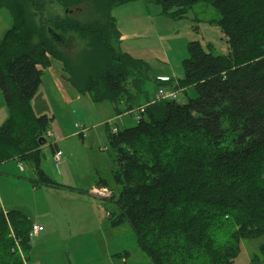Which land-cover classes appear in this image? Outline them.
<instances>
[{
  "label": "trees",
  "instance_id": "1",
  "mask_svg": "<svg viewBox=\"0 0 264 264\" xmlns=\"http://www.w3.org/2000/svg\"><path fill=\"white\" fill-rule=\"evenodd\" d=\"M24 1L18 11L9 0H0V9L7 8L13 17V27L0 42V90L9 110L0 127V165L31 162L38 175L36 188L64 187L41 167L43 139L49 137L53 119L37 116L32 100L44 69L60 61L76 84V69L55 45L65 47V37L72 34L86 42L85 60L95 68L83 93L96 103L111 102L117 116L151 102L154 97L141 87L143 79L135 78L136 92L126 86L130 75L148 64L118 55L108 40L110 11L138 0H61L69 10L65 18L51 20V27L43 20L40 0ZM198 2L156 0L162 14L173 20L184 18ZM212 4L220 18L208 23L224 33L229 54L216 55L211 45L193 41L182 63L183 78L175 86L173 81L158 83L159 89L169 88L168 83L178 90L194 88L197 97L186 104L155 103L138 114L135 127L114 125L115 134L106 126L118 168L112 188L103 179L96 187L113 191L108 201L118 214L112 225L128 222L153 264H188L200 251L208 264H234L243 240L264 238V0ZM29 5L41 16L45 31L35 30ZM79 6L102 12L105 23L92 27L73 19L69 13ZM188 134L206 145L200 154L188 145ZM33 225L19 211L1 212L0 264H25ZM260 253L264 257L263 242Z\"/></svg>",
  "mask_w": 264,
  "mask_h": 264
},
{
  "label": "rangeland",
  "instance_id": "2",
  "mask_svg": "<svg viewBox=\"0 0 264 264\" xmlns=\"http://www.w3.org/2000/svg\"><path fill=\"white\" fill-rule=\"evenodd\" d=\"M40 1L44 4L40 12L47 26L56 17H66L69 9H64L61 0ZM9 3L19 11L25 1L9 0ZM29 8L35 30L45 31L41 16H36L30 5ZM69 14L84 25L98 27L105 23L102 12L87 6L72 7ZM109 16V44L118 55L129 54L149 66H142L130 75L126 86L133 92L135 78L144 80L141 87L150 97L156 96L159 82L173 81V86L177 85L184 75L182 63L189 57L188 45L193 41L211 45L216 55L229 54L224 33L219 27L208 23L220 18L212 0H199L184 18L177 20L164 16L156 0H138L116 6ZM12 27L11 12L7 8L0 9V42ZM64 40L65 47L56 42L55 45L70 58L71 66L76 69V84L70 82L72 74L65 72L64 63L53 61L50 68L44 69L42 85L32 100L37 116L46 115L53 119L50 121L52 137H48L47 144L42 147L41 167L64 187L35 188L33 181L38 179V175L31 162L23 163L24 171H21L18 161L4 163L0 165V173H3L0 175V214L3 210L21 211L34 224L42 223L44 226L45 230L31 234V248L25 255V264H72L70 261L81 260L82 255V259L91 256L90 250L102 256L108 247L121 254L126 249L130 253L127 264H153L139 248L135 232L128 222L116 229L110 227L112 219L109 218L118 214L117 207L108 201L113 191L109 189L105 193L102 191L104 187H97L98 195L92 189L89 192L90 187L102 179L108 181L111 188L115 185L113 172L118 165L109 144L106 126L113 129L116 125L124 130L135 127L138 120L131 114L117 116L111 102L96 103L89 94L83 93L85 80L95 71L93 65L85 60L88 45L72 34ZM170 84L166 86L170 88ZM196 97L194 88H187L180 90L177 102L186 104L190 98ZM8 118L9 110L0 90V127ZM187 142L195 147V152L206 148L200 137L188 134ZM55 144L63 153V161L59 165L54 161ZM261 165L264 166V158ZM109 213L113 215L110 217ZM72 237L73 245L70 241ZM262 242L264 238L243 240L234 264H252L254 261L264 264V257L260 253ZM115 257V262L126 264L122 263L120 257ZM188 264H208V261L200 251Z\"/></svg>",
  "mask_w": 264,
  "mask_h": 264
},
{
  "label": "built area",
  "instance_id": "3",
  "mask_svg": "<svg viewBox=\"0 0 264 264\" xmlns=\"http://www.w3.org/2000/svg\"><path fill=\"white\" fill-rule=\"evenodd\" d=\"M179 92L180 90L175 89V88H160L156 94V96L154 97V99L151 102H148L147 104H144L138 108H136V110L130 112L129 114L134 115L135 118L138 120L139 116L138 114H143L146 111V108L154 105L155 103H158L160 101H176L178 99L179 96ZM112 132L115 134L117 133V128L113 127ZM49 137H52V133H48ZM54 161L57 165H59L62 161H63V153L61 151H58L57 153L54 154ZM20 169L21 171H24V165L23 163H20ZM102 191H105V193L108 192L107 189H103ZM98 190H94V193L96 195H98ZM43 227L40 226L39 224H34L33 225V229H32V233L31 234H38L41 231H43ZM17 243V242H16ZM18 244V243H17Z\"/></svg>",
  "mask_w": 264,
  "mask_h": 264
},
{
  "label": "crops",
  "instance_id": "4",
  "mask_svg": "<svg viewBox=\"0 0 264 264\" xmlns=\"http://www.w3.org/2000/svg\"><path fill=\"white\" fill-rule=\"evenodd\" d=\"M56 147H55V149L56 150H58V151H60V147H58V145L56 144L55 145ZM19 163V162H18ZM24 170H25V168H24ZM1 174H3V173H0V175ZM5 174V173H4ZM35 188H36V186H34ZM96 185H93V187L91 188L90 187V189H89V192H90V190L92 189V191L94 192V190H96ZM34 190H36V189H34ZM101 199H105V198H101ZM11 211V210H10ZM10 211H7V210H3V213H5V214H7L8 212H10ZM17 211V210H16ZM19 212H21V211H19ZM22 213V212H21ZM111 213H109V215H110ZM109 215H108V217H109ZM111 217V216H110ZM110 219H112V218H109V220ZM37 224H39V225H41L42 223H37ZM110 227L111 228H113V229H116L117 227H115V226H113L112 225V221L110 220ZM41 226H43V225H41ZM44 227V226H43ZM45 230V229H44ZM77 239V238H76ZM74 240V237H72L71 239H70V241H71V245H73L74 243H72V241ZM90 255L91 256H89V257H87V259H82L83 258V255H82V257H81V260H76L75 261V259H73V261H70L72 264H119L118 262H115V260H116V257L115 256H118V257H120V259H121V261H122V263H124V262H126V264H127V262H128V257L130 256V253L126 250V249H124L122 252H124V254H121V252H114V251H112L111 250V247H108L107 248V252L106 253H104L106 256H104V254L101 256L100 254H97V252H92V250H90ZM115 258V259H114ZM104 260H106L107 262L106 263H104Z\"/></svg>",
  "mask_w": 264,
  "mask_h": 264
},
{
  "label": "water",
  "instance_id": "5",
  "mask_svg": "<svg viewBox=\"0 0 264 264\" xmlns=\"http://www.w3.org/2000/svg\"><path fill=\"white\" fill-rule=\"evenodd\" d=\"M43 144L46 145L47 144V140L46 139H43Z\"/></svg>",
  "mask_w": 264,
  "mask_h": 264
}]
</instances>
